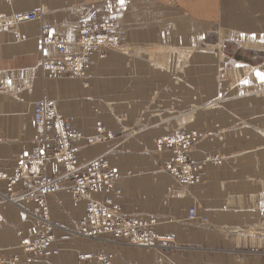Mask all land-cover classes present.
Returning <instances> with one entry per match:
<instances>
[{
  "label": "crops",
  "instance_id": "obj_1",
  "mask_svg": "<svg viewBox=\"0 0 264 264\" xmlns=\"http://www.w3.org/2000/svg\"><path fill=\"white\" fill-rule=\"evenodd\" d=\"M32 10L38 13L34 21L0 27L3 255L17 256L21 264H99L79 261L83 254L105 255L111 264H264V98L245 104L249 112L212 114L173 113L170 106L178 109V104L158 97L180 87L172 81L176 67L163 60L177 57L181 49L191 59L188 73H212L201 59L219 54L250 67L251 88L264 93V78L258 75L264 74V0H124L122 5L118 0H0V19ZM91 14L111 20L126 52L108 50L100 59L93 54L92 65L78 77L48 76L40 64L60 59V53L41 43V29L60 35L66 51L74 52L80 27ZM255 79L260 86L253 85ZM194 84L191 89L206 88ZM38 99L57 100L68 131L92 134L101 127L112 135L78 146L76 160L99 159L116 170L121 210L146 223L150 243L120 245L104 236L76 235L85 204L66 189L45 197L58 226L50 248L58 254L36 256L20 246L39 226L40 209L25 195L37 179L14 180L42 132L33 119L32 102ZM177 131L199 136L191 161L222 156L217 165L204 163L198 183L182 186L162 170L171 152L157 149L154 139ZM42 170L65 185L71 182L54 159ZM191 210L195 218L190 220Z\"/></svg>",
  "mask_w": 264,
  "mask_h": 264
},
{
  "label": "built area",
  "instance_id": "obj_2",
  "mask_svg": "<svg viewBox=\"0 0 264 264\" xmlns=\"http://www.w3.org/2000/svg\"><path fill=\"white\" fill-rule=\"evenodd\" d=\"M10 3L11 0H5ZM35 11L28 13H15L11 16L10 22H23L29 20H35ZM92 24L93 29H90V25H84L81 30L80 46L85 44L87 48L97 49L101 47L106 40H109L111 31L106 22L108 29L103 24H95L93 17L87 22ZM83 26V25H82ZM88 27V29H85ZM101 27V29H100ZM47 28L42 29V35H47ZM54 36V35H53ZM52 37V36H50ZM44 43H55L58 50L63 55L65 54V44L58 37L44 38ZM42 42V43H43ZM82 50V49H81ZM87 61V55L85 52L80 53L77 57H69L65 62L46 63L44 68H48L53 74H62L71 72L72 74H78L80 72L81 65ZM51 64V65H50ZM81 73V72H80ZM34 113V120L37 124L50 126L52 121L56 118L54 114V106L51 102L37 101ZM41 105V106H40ZM40 106V107H39ZM50 131L46 132V137L51 139L50 143L45 146H35L32 154L29 156L27 162L31 169L30 172L37 175L39 178L38 186L31 190L29 196L36 198L42 202L43 216L39 222V228L32 236V238L22 241V245L27 250H32L36 256H45L50 251L51 231L52 224L47 216V209L43 203V197L49 193H54L66 188L62 185L58 177H48L40 174V169L50 159L49 154L53 153V158L58 162H61L67 171V174L72 179L71 191L76 197H82L88 200L86 205V212L83 221L78 229V234L86 237H94L99 234H108L110 236H130L133 244H146L139 236L138 229L134 226L126 225L123 229L120 227L124 221L120 218L117 212V206L108 198V195L95 199L94 195L101 193L105 190L107 193L110 191L109 187L114 183V175L110 170L105 169L104 163L95 160L88 164L77 167L73 157V151L70 149L69 141L74 136L66 134L64 128H55V132L50 136ZM79 137V136H77ZM96 139L95 137L88 138V142ZM45 174V173H44ZM52 253L56 254L57 250H53ZM0 264H17L15 259H9L2 255L0 252Z\"/></svg>",
  "mask_w": 264,
  "mask_h": 264
},
{
  "label": "bare ground",
  "instance_id": "obj_3",
  "mask_svg": "<svg viewBox=\"0 0 264 264\" xmlns=\"http://www.w3.org/2000/svg\"><path fill=\"white\" fill-rule=\"evenodd\" d=\"M5 1V0H4ZM12 1V0H11ZM11 1H10V3H11ZM168 1H170V2H172V3H177V2H179L180 0H168ZM6 2V1H5ZM7 3V2H6ZM10 3H8V4H10ZM32 11H35V10H32ZM29 12H31V11H29ZM16 14H17V12H15ZM15 13H11L8 17H5V18H1L0 19V27H9V26H14V25H16V24H18L19 22H17V23H15V22H13L12 21V23L10 22V20L12 19L11 18V16L13 15V14H15ZM28 13V12H27ZM19 14H23V13H19ZM35 14H36V16H38V13H37V11H35ZM91 17H93V19H94V22H95V24H103V25H105L106 26V28L108 29V26H109V28H110V31L112 30V26H111V23L109 22L110 20H107V19H105V18H99L96 14H91L90 15V17H89V19L88 20H86V21H84L83 23H82V25H81V27L83 28L84 27V25H90L91 27H89L90 29H93V26H92V24H88L87 22H89L90 20H91ZM37 19V18H36ZM29 21H34V19L33 20H29ZM29 21H23V22H29ZM106 22L108 23V26H107V24H106ZM20 23H22V22H20ZM80 27V29H82ZM43 28H47V27H43ZM42 28V29H43ZM42 29H41V43L44 41V38L45 37H48V38H52V37H58V38H60L62 41H63V43L65 44V54L63 55L62 53H60V51L58 50V47H57V45H55V43H42V44H51V45H54L55 47H56V49L58 50V52L60 53V59H58V60H50V61H46V62H44V63H41L40 64V67L44 70V71H46V73H47V75L48 76H51V77H58V76H71V77H78V76H81L82 74H83V71H84V69H83V67L86 65V64H88V63H93V58H92V55L93 54H96L98 57H102V56H104L105 55V53L107 52V50H110V49H112V48H114L115 46H116V41H117V38H116V36L114 37L113 35H110L109 34V36H110V38H109V40H106L105 41V43L101 46V47H99V48H97V49H92V48H87L86 46H85V44L84 45H82V48H81V46H80V40H81V30H79V37H78V39H77V41H76V43H75V45H76V53H73V54H70V53H68L67 51H66V41L60 36V35H58V34H50L49 33V29L47 28V35L48 36H46V35H42ZM85 29H88V27H85ZM100 29H101V27H100ZM112 32V31H111ZM54 35V36H53ZM50 36H52V37H50ZM83 50V52H85L86 53V55H87V61L85 62V63H83L82 65H81V68H80V72L78 73V74H72L71 72H67V73H63V72H61L62 74H53V73H49V72H51L48 68H44V65L46 64V63H49V62H53V63H55V62H65V60H67V58H69V57H72V58H74V57H77L78 55H80V53L82 52V50ZM66 63V62H65ZM51 65V64H50ZM37 101H46V102H51L52 104H53V106H54V114H55V116H56V118L52 121V123L50 124V126L48 127V126H43V125H40V124H37L36 122H35V120H34V122H35V124L36 125H38V126H40L41 127V129H42V132L39 134V135H37L36 136V138H35V143H34V146H33V148H32V150H31V153L29 154V155H27V157L20 163V165H19V167H18V169L15 171V177H14V180H16V179H19V178H24V179H27V178H29V177H34V178H36L37 179V183H36V185H35V187L34 188H30V189H28L26 192H25V195L28 197V198H30V199H32V200H35L36 201V203H37V205L39 206V208H40V212H39V215H36V217H37V220L40 222V220H41V217L43 216V211L44 210H42V207H41V205H42V202H40L39 200L37 201V199L36 198H33V197H31V196H29V192L31 191V190H33V189H35L37 186H38V183H39V178H38V176L37 175H34V173H32V172H30V169H31V167H30V165H29V163L27 162V160H28V158H29V156L32 154V152H33V150H34V148H35V146L38 144L39 146H45L47 143H50L51 142V139H49L48 137H46V132L47 131H50V133H49V135L51 136L54 132H55V128H64V131H65V133L66 134H70V136H74L73 138H72V140H70L69 141V145H70V149L73 151V157H74V160H75V162H76V166L77 167H79V166H82V165H85V164H88V163H90V162H92V161H95V160H98V161H100V162H102V163H104L103 165H104V167H105V169H107V170H110L112 173H113V175H114V178H115V180H114V183L109 187V189H110V191L107 193L105 190H103L101 193H99V194H95L94 195V198L95 199H100L101 197H103V196H106V195H108V198L117 206V212H118V214H116V215H119L120 216V218L124 221V223L123 224H121L120 225V227L121 228H123V229H125L126 228V225H128V226H134V227H136L137 229H138V232H139V236L140 237H142V241L144 242V243H150V241L152 240V236H151V234H150V232H149V230H147L145 227H146V223H144V222H142V221H139L138 219H136V218H132V217H127L126 215H124V213L122 212V210H121V206H120V203H119V201L117 200V197L119 196V191H118V188H116V185H117V183H118V181L120 180V176L118 175V173L116 172V170L115 169H113L112 167H110L109 165H107V163H105V162H103V161H101V160H99V159H94V160H91V161H88V162H85V163H78L77 161H76V159H75V156H74V151H75V149H77L76 147H78V146H86V145H90V144H94V143H97V142H100V141H103V140H105V139H108V138H110L112 135L111 134H109V133H104V131L102 130V128L101 127H97L96 128V130H95V132L94 133H92V134H86V133H84V132H81V131H68L67 130V128H66V122H65V120H64V118L62 117V115L60 114V112H59V108H58V102H57V100H55V99H38V100H35V101H33L32 102V109H33V119L35 118L34 117V113H35V108H36V103H37ZM41 106V105H40ZM39 106V107H40ZM77 136H79V137H77ZM90 137H95L96 139H94V140H92V142L90 143V142H88V138H90ZM195 139V135L193 134V133H188V132H175V133H172V134H170V135H168V136H166L164 139H162V140H158V141H155V143H156V145H157V148H161V147H163V146H165V147H167V148H169L171 151H172V156H171V158L165 163V168L166 169H168L176 178V180L181 184V185H186V184H189V183H191V182H193V181H197L198 180V178L197 177H195L191 172H190V167H189V165H187V162H186V158H185V153H186V151H188V148H189V146H190V144H191V142L193 141ZM173 143H177V145H179L180 146V149H179V151L178 150H176L173 146H172V144ZM49 156H50V159L48 160V161H50V160H52V159H54L55 160V162L56 163H58L59 165H62L63 166V164L61 163V162H58L55 158H53V153H50L49 154ZM47 161V162H48ZM46 162V163H47ZM45 163V164H46ZM177 163L178 164H183L184 163V165H185V169H187L188 171L187 172H184V173H179L176 169H178L179 167L177 166ZM44 164V165H45ZM44 165H43V167H44ZM23 167H26L25 169H26V171H27V174H25L24 176H21V173L22 172H20V170H22V168ZM43 167H41V169H40V174H42V175H46V176H48L47 174H44V172H43V170H42V168ZM63 168H64V166H63ZM64 170L66 171V169L64 168ZM66 174H67V171H66ZM68 175V174H67ZM69 176V175H68ZM48 177H55V176H48ZM70 177V176H69ZM70 179H71V177H70ZM61 181V180H60ZM62 183V182H61ZM62 185L63 186H65L66 188H64V189H61L60 191H63V190H69L70 191V194H71V197H72V199L74 200V201H76V202H78V201H82V202H84V204H85V209H84V214H83V216H82V218L79 220V221H77V223H76V225H75V234L76 235H78V236H80V237H83V238H89V239H99L98 237H108L109 238V240L111 241V242H113V243H116V244H120V245H125V244H132V245H136V244H133L132 243V241H131V237L130 236H110V235H108V234H99V235H97V236H94V237H86V236H81V235H79L78 234V229L80 228V225H81V223H82V221H83V218H84V216H85V212H86V205H87V202H88V200H86V199H83L82 197H76V196H74V193L71 191V189H70V186L72 185V179H71V182L68 184V185H65V184H63L62 183ZM60 191H57V192H60ZM57 192H54V193H57ZM49 194H52V193H49ZM48 195V194H47ZM46 195V196H47ZM45 196V197H46ZM45 197H43V203H44V206L46 207V209H47V216H48V218H49V221H50V223L52 224V231H51V241H50V245H51V242H53V235H54V233H55V231H56V229L58 228V226L52 221V219H51V217H50V212H49V209H48V206H47V203H46V200H45ZM195 218V215H194V212L193 211H189V213H188V219H194ZM38 222V223H39ZM39 228V227H38ZM38 228L36 229V231L38 230ZM32 238V237H31ZM27 239H29V238H27ZM25 240V239H24ZM108 240V241H109ZM23 241V240H22ZM105 241V240H104ZM142 245H145V244H142ZM20 246H22V247H24V249L25 250H27L26 248H25V246H23L22 245V242L20 243ZM53 250H57V253L56 254H54V253H52V251ZM58 249L57 248H54V249H51L50 248V251L48 252V253H52V254H54V255H57L58 254ZM47 254V253H46ZM10 259H15L16 260V262H17V264H18V259L17 258H10ZM78 259H79V261H83V260H91V259H95V260H97L98 262H99V264H111V261H110V258L109 257H107V256H105V255H94V254H83V255H79L78 256Z\"/></svg>",
  "mask_w": 264,
  "mask_h": 264
},
{
  "label": "rangeland",
  "instance_id": "obj_4",
  "mask_svg": "<svg viewBox=\"0 0 264 264\" xmlns=\"http://www.w3.org/2000/svg\"><path fill=\"white\" fill-rule=\"evenodd\" d=\"M109 22L111 23V26H112L111 20ZM111 34L113 36L115 35L116 38L118 36L116 30H114V27H113V31L111 32ZM204 47H211V46H209V44H206L204 45ZM123 48L124 47H122V44H120L117 38L116 46L110 50L125 51V49L123 50ZM69 53L73 54V53H76V51L69 52ZM186 53L187 51L185 49H181L179 50L177 57L169 58V59L164 58L163 60L164 65H173L174 67H176L177 71L173 74L172 81H174L175 83H178V85L180 86L177 89L163 90L161 91L162 95H158V97L163 96V99L166 97L171 98L172 101L178 104L179 108L177 109V107H174V103H173V105L170 106V109H169L170 112L174 113V112H177V110H179V112H192V113L197 112V111H208L212 114H235L237 112L244 113V112H249L246 110L247 105L245 104H248L250 100L255 99L258 101L260 100L259 97L264 98V93L262 90H259V89L253 90L251 88L252 87L251 85L252 69H250V67H246L236 62L235 59H227L224 57L221 58L218 56L219 54H211L212 56L211 58L201 59L202 61L201 65L206 66V67H213L214 71L212 73H196V74L191 73L190 74L188 73V66L190 65L191 59L190 57L186 56ZM211 53H214V52L211 51ZM102 57H98V58L100 59ZM89 65H92V62L86 64L83 67L84 71ZM199 80L201 81V83L197 82ZM253 81H255V84L253 83V85H255L256 87L260 86L259 82L256 79ZM190 82L191 83L194 82L195 83L194 85L206 86V88L191 89L190 87L192 86L190 85ZM160 108H163V107L161 106ZM148 109H151V107H148ZM153 109L157 110V107ZM177 132H181V131H177ZM188 133H193L195 135V139L191 142L188 148V151H186L185 158H186L187 165H189L190 167L189 169L190 172L195 177L198 178L197 181H193L189 184H186V185H191L194 183H198L202 180L205 162H208L212 165H217L221 162L222 156L215 155V156L207 157L203 162H199V163L191 161L189 155H190L191 149L193 148L195 143L199 140V136L197 135V133L193 131L188 132ZM166 136L154 139V143L155 141L164 139ZM172 146L176 150L179 151L180 146L177 145V143H173ZM156 148H157V145H156ZM163 148L168 149V151L171 152V156H172L173 154L171 151L172 149L170 150L169 148L165 146L161 147L160 149H163ZM75 151H74V156H75ZM165 163L162 166V170L167 171L175 179L176 177L168 169L165 168L166 166ZM177 166L179 168L176 170L179 173H184L188 171L187 169H185L184 163L183 164L177 163ZM186 185H182V186H186ZM31 237H27V238H31ZM27 238H24V239H27ZM22 240L20 241V243L22 242ZM26 251L33 253L32 250L31 251L26 250ZM0 252L2 253L1 250ZM4 257L9 258V259L17 258L18 264H21L17 256H4ZM27 264H31V263L29 262Z\"/></svg>",
  "mask_w": 264,
  "mask_h": 264
},
{
  "label": "snow or ice",
  "instance_id": "obj_5",
  "mask_svg": "<svg viewBox=\"0 0 264 264\" xmlns=\"http://www.w3.org/2000/svg\"><path fill=\"white\" fill-rule=\"evenodd\" d=\"M118 2L122 5L124 0H118ZM258 75H260L262 78H264V74L258 73Z\"/></svg>",
  "mask_w": 264,
  "mask_h": 264
}]
</instances>
